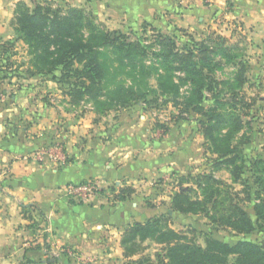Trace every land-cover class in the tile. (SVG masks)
Segmentation results:
<instances>
[{
  "label": "crops",
  "instance_id": "crops-1",
  "mask_svg": "<svg viewBox=\"0 0 264 264\" xmlns=\"http://www.w3.org/2000/svg\"><path fill=\"white\" fill-rule=\"evenodd\" d=\"M18 1L0 0V40L16 36ZM86 3L100 19L126 28L141 21L161 30H169L168 20L192 30L198 28L196 21L237 22L250 41L251 67L259 71L263 65L264 0H79L78 5ZM2 69L7 67L0 66V264H121L125 229L170 210L173 191L164 195L156 182L187 172L202 151L196 145L205 141L203 132L171 125L159 136L154 113L141 108L98 113L51 106L31 81L18 85L19 79H8ZM56 144L65 163L33 157ZM89 180L101 184L90 201L65 194L69 183ZM125 187L134 192L122 199ZM23 206H30L34 220L24 216ZM66 249L75 254L69 256ZM54 257L59 261L46 262Z\"/></svg>",
  "mask_w": 264,
  "mask_h": 264
},
{
  "label": "trees",
  "instance_id": "trees-1",
  "mask_svg": "<svg viewBox=\"0 0 264 264\" xmlns=\"http://www.w3.org/2000/svg\"><path fill=\"white\" fill-rule=\"evenodd\" d=\"M13 24L17 40L28 46V72L50 76L63 85L72 104L90 103L96 112L105 113L140 102L154 108L163 100L179 109L180 119L198 117L205 154L212 156L211 170L180 175L171 209L184 215L206 213L213 224L243 238L232 244L206 232L202 244L196 240L195 228L190 237L167 224L162 214L125 229L121 243L126 258L140 254L142 244L151 239L163 245L166 264H230L232 258L234 264H264V245L247 238L264 231V155L247 163L244 145L251 141L252 119L245 116H254L256 98L246 91L250 66L242 52L235 53L225 37L215 34L201 41L192 38L182 46L161 31L150 44L133 40L123 31L107 29L90 10L57 0H39L33 6L18 1ZM1 47L0 55L9 59L14 43ZM150 56L154 59L148 63ZM224 61L235 71L221 79L217 70L224 69ZM223 169L231 174L233 185H242L228 205L223 188L232 185L215 174ZM133 192V187L122 188L120 198ZM246 201L253 203L255 218L242 205ZM23 213L34 220L30 206H23ZM58 261L54 257L46 262ZM132 263L153 264L150 257Z\"/></svg>",
  "mask_w": 264,
  "mask_h": 264
},
{
  "label": "rangeland",
  "instance_id": "rangeland-1",
  "mask_svg": "<svg viewBox=\"0 0 264 264\" xmlns=\"http://www.w3.org/2000/svg\"><path fill=\"white\" fill-rule=\"evenodd\" d=\"M22 1V0H19ZM25 1V0H23ZM39 0H32L29 1V5L33 6L34 2H37ZM44 1V0H40ZM56 1V0H55ZM58 3H64L74 6H80L86 8L88 11L93 12L94 15L97 17V19L103 23L107 29L111 31H123L129 37L133 40L136 39H142L146 43L150 44L156 39V35L159 34L158 32L161 31L165 33L166 35H169L171 37H176L179 41L180 45H184L188 42H192V38L195 41H201L207 37L208 34H215L216 36L225 37L228 40V45L233 46L235 53L242 52L243 59L247 60L249 62V77L251 79L250 83L246 85V91L249 96L256 98V104L254 108V116H245L246 120L252 119L251 127L252 129H247L248 134L250 135L251 141L244 145L245 153L247 155L248 164L251 165V160L255 158L258 155H264V62L263 65H261V69L259 71L255 67H251L250 61L252 62L253 53L251 51V48L249 47L250 41L248 40V37L242 32L240 29V24L237 22L231 23L230 21H227L224 18H216L215 20H210L207 22L200 23V21H196V26L198 28L191 29V25L187 27H178L171 25L172 23L170 20H168V28L169 30H161L153 25V23L149 21H141L138 26H131L129 28H126L122 22L114 23L111 22L109 19L104 18L100 19L97 14L95 13V9L93 8V5H90L89 3L78 5L79 0H70L71 2H68L67 0H57ZM26 2V1H25ZM27 3V2H26ZM166 24V22H165ZM123 25V26H122ZM16 34V32H15ZM0 40V48L3 46L4 43L8 41H12L14 43L13 47V54L12 56H9V59H5L6 56L0 55V66L7 67V69L2 71H7V78H13L17 77L19 80H16L17 84L20 85L21 83H26L24 79H28L30 82V85H34L36 94H42L44 95V98L46 99V102L50 104L51 106H64L68 111H79V112H85L86 110H91L93 108L92 104L90 103H81L80 105H74L70 102V97L65 94V91L63 89V85L60 83L54 81L51 79L50 76H40V75H31L28 72V67L30 66L29 60L31 58L29 52H28V46L26 43H24L22 40H17V34L13 40ZM157 48V45H156ZM240 50L243 49V50ZM154 58L152 56L149 57L148 63H150ZM224 63V69L217 70V74L221 79L227 78L229 76H232L235 69L232 64H227L225 61ZM256 63V62H254ZM178 75H181V73H178ZM20 81V82H19ZM131 79L128 78V83H130ZM151 83H154L153 85H156V81L154 79L150 80ZM10 82V80H9ZM20 83V84H19ZM16 84V85H17ZM15 86L16 88L18 87ZM187 87L185 86L183 89L185 91ZM158 107H148V104L144 102L140 103H132L130 106L120 108L117 110H125V109H136L141 108L146 111H152L154 113L153 121L154 123L161 129L159 132V136L165 135L169 130L170 126L173 125L180 127H188L193 126L194 129L192 130V133L195 131V127L200 128L199 123L197 122L198 117L194 114H191L188 120L180 119L179 116V109L176 108L172 102L168 104H164L163 100H160L158 103ZM116 111V110H115ZM187 125V126H186ZM198 132V130H197ZM200 146L202 148V153L197 152L196 157H198L197 161L193 163L192 165H189L190 168L186 169L187 172L183 174L190 173L191 167H193V172L197 173L200 171H210L211 170V154H205V146L204 142H197L196 148L200 149ZM197 150V149H196ZM198 169V170H197ZM3 171V170H2ZM2 173V174H6ZM179 172H174L170 174L168 177V180H166L165 177H161L158 179V182L156 184L162 185V192H164V195H170V192L173 191V193L179 189V179L178 177L180 175ZM218 178H221L225 181H228V183L232 186L230 187H224V193L223 198L226 199V204L228 205L230 200L229 197H233V193L236 191H240L242 189L241 184H232L231 180V174L227 169H223L219 172L215 173ZM250 170H247V175H250ZM1 182V180H0ZM1 185V183H0ZM244 194H242V197ZM152 203V202H150ZM162 204L167 205L166 201H162ZM246 209L250 212L251 216L255 218V213L253 209V203L246 201L243 202V204ZM171 209V208H170ZM170 210H166L164 215L167 217V224H169L171 227H173L176 230H183L188 232L190 237H193L195 235L194 232L191 231L192 227L195 228L196 231V240L197 242H200L202 244H205L204 239L205 235L204 233L208 232L211 233L214 237L222 239L224 241H227L229 243H236L238 240L242 239L243 236L237 234L235 231L231 230L227 227H219L215 224H213L208 217L206 213L201 214H189L184 215L179 212L173 211V213L169 212ZM171 216V217H170ZM191 227V228H190ZM247 238L260 241L264 245V231H257L250 235H248ZM73 252V254H70L67 249L64 251V253L67 252L69 256H72L75 254V251L73 249H69ZM142 258L150 257L152 259L153 264H166V259L164 258V250L163 245L155 242L154 240H147L142 244V248L140 250V254L134 256L133 258H126L124 256L123 260L120 261L121 264H133L132 261ZM24 260H22L23 262ZM21 261H18L16 264H24ZM29 263L28 261H26ZM91 263V261H87V263ZM86 263V264H87ZM230 264H234V258H232Z\"/></svg>",
  "mask_w": 264,
  "mask_h": 264
},
{
  "label": "built area",
  "instance_id": "built-area-1",
  "mask_svg": "<svg viewBox=\"0 0 264 264\" xmlns=\"http://www.w3.org/2000/svg\"><path fill=\"white\" fill-rule=\"evenodd\" d=\"M184 91V89H182ZM33 157L37 160L44 161L46 159H52L55 162H63L65 163L66 157L63 153L62 146L56 144L55 146L46 147L43 149L38 150L36 153L33 154ZM101 184L98 180H89L85 182H75L69 183L64 187L65 194L76 201L86 202L93 199L100 191ZM67 251L70 254L73 252L69 249Z\"/></svg>",
  "mask_w": 264,
  "mask_h": 264
},
{
  "label": "water",
  "instance_id": "water-1",
  "mask_svg": "<svg viewBox=\"0 0 264 264\" xmlns=\"http://www.w3.org/2000/svg\"><path fill=\"white\" fill-rule=\"evenodd\" d=\"M170 213H173V209H170V211H169Z\"/></svg>",
  "mask_w": 264,
  "mask_h": 264
}]
</instances>
